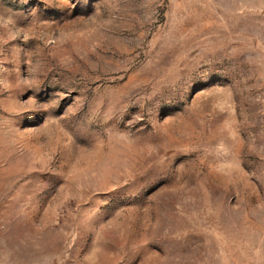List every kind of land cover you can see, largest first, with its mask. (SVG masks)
<instances>
[{"label":"rangeland","instance_id":"obj_1","mask_svg":"<svg viewBox=\"0 0 264 264\" xmlns=\"http://www.w3.org/2000/svg\"><path fill=\"white\" fill-rule=\"evenodd\" d=\"M0 264H264V0H0Z\"/></svg>","mask_w":264,"mask_h":264}]
</instances>
